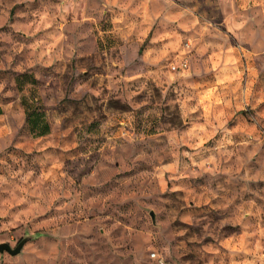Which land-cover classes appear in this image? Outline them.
<instances>
[{
    "label": "rangeland",
    "instance_id": "rangeland-1",
    "mask_svg": "<svg viewBox=\"0 0 264 264\" xmlns=\"http://www.w3.org/2000/svg\"><path fill=\"white\" fill-rule=\"evenodd\" d=\"M35 232L0 264H264V0H0V242Z\"/></svg>",
    "mask_w": 264,
    "mask_h": 264
},
{
    "label": "trees",
    "instance_id": "trees-1",
    "mask_svg": "<svg viewBox=\"0 0 264 264\" xmlns=\"http://www.w3.org/2000/svg\"><path fill=\"white\" fill-rule=\"evenodd\" d=\"M25 122L35 135L45 134L49 131V124L43 112L36 106L25 107Z\"/></svg>",
    "mask_w": 264,
    "mask_h": 264
},
{
    "label": "water",
    "instance_id": "water-1",
    "mask_svg": "<svg viewBox=\"0 0 264 264\" xmlns=\"http://www.w3.org/2000/svg\"><path fill=\"white\" fill-rule=\"evenodd\" d=\"M150 214H151L152 219L154 220L155 214L152 210L150 211ZM38 234H39L38 232L26 233L18 240V242L15 245H11L7 241H2L0 242V253L7 251L11 255H16L21 252L26 241L34 238Z\"/></svg>",
    "mask_w": 264,
    "mask_h": 264
},
{
    "label": "crops",
    "instance_id": "crops-1",
    "mask_svg": "<svg viewBox=\"0 0 264 264\" xmlns=\"http://www.w3.org/2000/svg\"><path fill=\"white\" fill-rule=\"evenodd\" d=\"M233 69L230 65L223 66L219 71H217L218 78L224 79L230 75H232Z\"/></svg>",
    "mask_w": 264,
    "mask_h": 264
},
{
    "label": "built area",
    "instance_id": "built-area-1",
    "mask_svg": "<svg viewBox=\"0 0 264 264\" xmlns=\"http://www.w3.org/2000/svg\"><path fill=\"white\" fill-rule=\"evenodd\" d=\"M183 64H185V62H184V61H183V62L181 61V65H183ZM173 67H175V65H173ZM153 254H154V253H153Z\"/></svg>",
    "mask_w": 264,
    "mask_h": 264
}]
</instances>
